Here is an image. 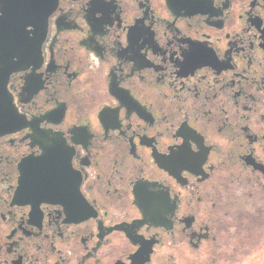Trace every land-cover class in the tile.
Returning a JSON list of instances; mask_svg holds the SVG:
<instances>
[{
  "label": "flooded vegetation",
  "instance_id": "flooded-vegetation-1",
  "mask_svg": "<svg viewBox=\"0 0 264 264\" xmlns=\"http://www.w3.org/2000/svg\"><path fill=\"white\" fill-rule=\"evenodd\" d=\"M0 264H264V0H0Z\"/></svg>",
  "mask_w": 264,
  "mask_h": 264
}]
</instances>
